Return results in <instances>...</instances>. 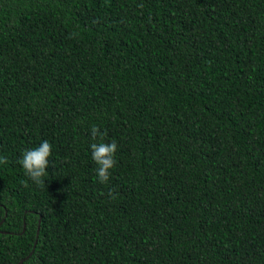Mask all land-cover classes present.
Wrapping results in <instances>:
<instances>
[{"label":"trees","instance_id":"trees-1","mask_svg":"<svg viewBox=\"0 0 264 264\" xmlns=\"http://www.w3.org/2000/svg\"><path fill=\"white\" fill-rule=\"evenodd\" d=\"M0 264H264V0H0Z\"/></svg>","mask_w":264,"mask_h":264},{"label":"water","instance_id":"water-1","mask_svg":"<svg viewBox=\"0 0 264 264\" xmlns=\"http://www.w3.org/2000/svg\"><path fill=\"white\" fill-rule=\"evenodd\" d=\"M35 233H36V229H35ZM28 252H29V251H28ZM28 252H27L26 254H28ZM25 256H26V255H25ZM20 260H21V259L19 258V259L17 260V262H20Z\"/></svg>","mask_w":264,"mask_h":264}]
</instances>
